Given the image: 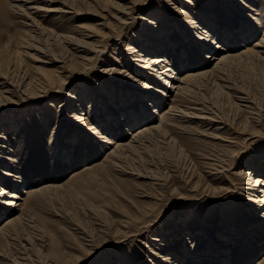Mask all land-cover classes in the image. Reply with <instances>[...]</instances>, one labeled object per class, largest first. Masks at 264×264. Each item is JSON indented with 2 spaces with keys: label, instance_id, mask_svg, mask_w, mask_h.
Returning a JSON list of instances; mask_svg holds the SVG:
<instances>
[{
  "label": "rangeland",
  "instance_id": "374dc122",
  "mask_svg": "<svg viewBox=\"0 0 264 264\" xmlns=\"http://www.w3.org/2000/svg\"><path fill=\"white\" fill-rule=\"evenodd\" d=\"M56 1L55 8L65 6L70 11L27 10L40 29L29 28L25 23L30 20L10 11L0 17V131L7 138L0 139L6 145L0 153L10 158L5 167L6 159L0 156V176L5 178L7 171L17 176L1 182L6 193L0 196V229L8 217H22L21 222L6 225L0 264H257L264 260V206L251 201L250 190L251 173L264 180V61L239 59L224 74L197 80L191 99L212 114L215 124L178 121L173 140L152 138L121 158H109V149L95 136L67 122L69 111L62 106L67 102L71 110L75 105L67 95L73 90L81 95L100 90V98L107 102L112 94L102 88L116 81L118 86L122 81V90H133L132 84L146 87L131 78L143 79L133 71L137 61H132L136 57L129 49L144 46L141 30L149 28L143 26L147 20L141 15L156 18L154 25L165 33L162 41H169L168 62L183 77L213 67L210 56L201 53L190 37L202 14L210 13L213 29L208 31L215 42L240 51L253 47L264 34V0L244 4L138 0L126 15L127 25L116 19L123 15L114 5L119 0ZM35 3L46 5L47 0L27 5ZM250 14L254 33L247 37L242 24L250 21ZM106 33L109 38L103 37ZM70 35L74 43L91 41L98 47L78 50L66 39ZM158 76L154 75L158 81L150 76L145 80L168 95L156 93L162 107H155L154 121L161 110L169 109L174 95L167 79ZM7 86L12 92L4 97ZM239 95L248 97L249 103L241 102ZM94 116L93 123L110 138H129L127 122L107 127L97 111ZM18 183L22 210L7 209L1 202ZM261 190L256 195L264 196V186Z\"/></svg>",
  "mask_w": 264,
  "mask_h": 264
},
{
  "label": "bare ground",
  "instance_id": "6f19581e",
  "mask_svg": "<svg viewBox=\"0 0 264 264\" xmlns=\"http://www.w3.org/2000/svg\"><path fill=\"white\" fill-rule=\"evenodd\" d=\"M16 1H20V2H16ZM32 1H38V0H6L4 4L3 3L1 4L0 2V17H4L10 11L23 18H27V20H30L31 23H27V22L25 23V25H27L29 28H33V29L39 28L40 29L38 21L30 17L31 15V12H29L30 10L34 14L41 13V12L49 13V12H69L70 11L69 8L65 6L61 8H55L54 3L57 2L56 0H47L46 5H40L36 3L31 6L27 5V3H30ZM119 1L121 2L115 3L114 1V5L117 6L116 8L119 11V13H122L123 15H120L116 19L122 25H127L129 21L126 18L127 17L126 15H128L129 9L132 6L137 4L136 2L138 0H119ZM244 1L245 0H237V2L239 3L241 2L242 4H244ZM185 2L192 3L193 1L186 0ZM203 3H206V1ZM174 8H178V7H174ZM178 9L179 11L177 10V13L184 14L183 10H181L180 8ZM209 14L210 13H207V14L205 13V16L202 14L201 20L198 21L193 27V30L190 31V37H192L193 43L197 46V48H199L201 53H205L206 57L210 56L208 58L213 61L212 62L213 67L206 69L204 71L188 73L183 77L180 76V74L175 71L176 69L173 68L172 62L171 61L168 62V59H167L168 55L166 54L167 49H166L165 44H169V41H166V42L162 41V38L165 36V33L164 31L160 30L158 26L154 25V20L156 18H152L151 20L150 18H146L141 15L140 16L141 20H147V22H145L143 26L144 27L147 26L149 29L141 30L142 35L146 37L143 43L144 46L143 48H141V50L134 49L131 46L129 47V49L133 50V52L131 50V54L132 55L134 54L136 57L132 61H137V64L133 65L130 63V66L133 65V67H135L133 69L134 73H138L137 75H140L143 77V79L141 80L136 78L137 77L136 75H135L136 77L134 76L131 78H134V80L138 81L139 84L146 85V87L143 86V89H142V87L132 84L131 87H133V90H130V89L122 90V88L119 87V86H122V81L119 82V86H118V83H116L117 82L116 81L114 86L112 87L108 86L107 88H102V89H105L104 92L106 94L108 91L111 92L112 94L109 98H107V102L104 99L100 98V94H99L100 90L96 91V93L94 92L92 93V91L90 90L87 92L85 91L82 95L78 93V90L70 91L67 95L69 99H71V102L75 103V105H72L70 107L71 110L68 109L69 105L67 102L66 103L64 102V104L62 105L64 106L66 113L69 111V114H67V117L69 120L67 119V122L71 124H75L80 129V131H82L81 133H86L87 135L95 136L96 142L101 143L102 146L105 145L104 147H107L109 149L107 156L111 159L121 158L123 154L132 153V152L137 151L140 147L145 146L144 143L146 141L148 140L150 141V139L152 138L159 137L163 139L169 138L170 140H173L174 136L172 134V131H174L175 126L177 125L178 121H183V120L189 121L191 119H195L201 123H208L211 125L215 124L216 121L211 116L212 114L208 112L207 110L203 109V107H201L202 104L201 105L198 104L197 101L195 100L192 101L191 99V93L193 90L192 88L196 84L197 80L199 81L201 79H204L205 77H208L210 74H213V73L214 74L215 73L224 74L227 68L230 67L231 63L239 59H248V58L252 59L253 58V59L264 61V34L255 42L253 47L244 46L243 49H241L240 51H236L232 49L226 50L225 46L221 44V41H218V42L214 41L215 37H213V32L209 33L208 31V29L210 28L213 29V27L210 26L212 21H210ZM250 17H251L250 18L251 22L247 20L248 21L247 23L242 24L244 35L247 37H252L254 33L252 32V30L254 29L253 27L251 28V26L253 25L252 22H255V21H254V17L251 14H250ZM178 23L181 25H184V22H178ZM152 28L154 29V31L150 30ZM33 29H30V30L33 31ZM103 37L109 38L110 34L106 33L103 35ZM83 38L85 39V37ZM66 39L69 40L68 41L69 43L75 44L76 49L78 50L80 49V47H83L85 49L90 48L92 50L96 46L93 42L84 41V40L82 41L79 40L77 43L76 42L74 43L71 35L70 37L66 36ZM167 40H170V39L167 38ZM220 51L221 52L224 51L225 53L224 52L221 53ZM186 55L187 53L183 54V56H186ZM184 60H188V59L184 58ZM112 70H115V72H118L119 74L121 72L119 69L117 70V69L111 68L110 71ZM156 73L159 74L160 76V78L158 79H162V80L167 79L166 82L169 86V89L171 90V92L169 93H171V96H172V93L174 95L172 96L170 100L171 102L169 105V109L167 111L161 110L160 111L161 116L157 119V121H154V116L152 114L155 115L156 112H158V109L155 107H158V106L159 108L162 107V99H159L157 94H161L163 97L168 96L166 94V91H160L159 89L156 88V86L150 87L147 81H145L148 79L149 76L151 78H154L156 81H158L156 77H154ZM129 75L130 73H128V76ZM47 81L48 83L50 82L48 79ZM44 82L46 83L45 80ZM8 84L10 85V83ZM6 88L7 90L3 91L4 93H6V95L3 94L4 97H7L12 92L11 88L8 89V86ZM239 94H243V93H239ZM237 98L241 102H244V104L249 103L248 97L244 95H239V97L237 96ZM136 99H137V103H134ZM187 101H190V102H187ZM82 106L89 107L88 111H86L84 107L82 108ZM148 106H153L154 109L150 110ZM245 106L248 107L249 105H245ZM96 111L98 115H101L98 118H103L104 123L102 124L106 125L107 127L109 126V124H111V127L114 124L117 127H119V126H122L123 123L127 122L126 126L129 128V133L127 135L129 136V138L127 139L123 138L121 140L120 139L116 140L115 138H110L109 136H107L103 131L101 132L98 126H96L95 123H93V119L96 118V116H94ZM113 121L115 122L113 123ZM143 122H147V123L141 125ZM0 139H4V140L7 139L3 131H0ZM5 146H6L5 143L0 141V148H4ZM58 149H61L60 146H57L56 150ZM1 155H2L1 159L3 160L6 159V161L2 162L3 165L6 167V165H8L7 160L10 158L9 157L7 158V156H4L3 153H0V156ZM213 166L210 168H213ZM7 167H10V165ZM220 168L225 169V167H220ZM4 175H5V178L0 176V196L6 193L3 188L4 185L1 184V182H3L6 178H9V177H17V176H14V173H12V171H7L4 173ZM250 175H251V185L253 183L252 185L253 189L249 188L252 193L251 195L253 196L251 197V201L255 205L259 204V206H264V196L259 195L263 191L261 190V187L264 186V180H262L261 177L256 174L251 173ZM20 188L21 187L18 183L14 187V190L10 192L9 196H7L8 198L6 200H3L1 204L7 207V209L12 210L13 208V210H16V208H19L17 210H22V207H21L22 204H20L18 201L22 199V195L20 196ZM48 189H50V187L45 188L43 190L45 192V190H48ZM258 192L260 193L256 195V193ZM21 220H22L21 214H18L16 217H13V216L10 218L8 217V221L6 222L4 227L0 229V240L6 239V237L4 236L6 225L8 224L12 225V224L21 222ZM223 235L225 234L222 233L220 236H223ZM201 239L203 238H200L199 240ZM203 241L201 240L199 241V243L202 244ZM223 247H226V246H223ZM223 247H221V249ZM220 252H223V251L220 250ZM29 264H32V263H29ZM173 264H177V263L174 262ZM257 264H264V260L260 261Z\"/></svg>",
  "mask_w": 264,
  "mask_h": 264
}]
</instances>
